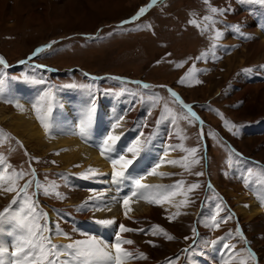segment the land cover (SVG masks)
I'll return each mask as SVG.
<instances>
[{"label": "rangeland", "instance_id": "1", "mask_svg": "<svg viewBox=\"0 0 264 264\" xmlns=\"http://www.w3.org/2000/svg\"><path fill=\"white\" fill-rule=\"evenodd\" d=\"M146 1L0 0V55L7 64L16 65L20 61H24L44 42L56 41L51 50L41 53L35 59L41 63L40 65L27 62L25 67H18L17 71H10L9 68L4 69L0 65V71H3L4 74L9 73L10 76L15 77V80L24 77L23 75L27 71L28 80L26 82L40 85L44 91L51 83L54 90L57 88L60 92L68 89L69 87L66 86L70 84H94L96 99L98 95L102 94L100 105H97V113L105 111L113 120L115 117H112L111 113L113 116L116 113L110 112V108L115 105L118 116L124 115V122L120 130L126 131L128 123L134 130L137 127L141 129L140 125L145 124L144 129L149 131L142 130L144 136L150 135V132L155 136L152 132L157 127V121H160L157 129L159 134H165L166 127L170 125L167 136L169 135L168 141L173 143L171 146L182 145L184 148L196 147L199 149L197 156L202 157L200 164L192 167L190 171L180 166H173L174 168L171 167V171L166 173L168 175L163 177L156 175L158 178H163L167 185H175L179 181H184L185 189L192 184L199 183V188L187 193L189 200L187 206L177 209L172 205L171 207L166 206V208L163 204H151L143 199H136L137 201L131 203L144 202V205L153 207L155 212L151 215L147 214L148 216L137 214L130 217L128 215L116 221L118 224H124L128 228L134 229L131 232L121 233V236H128L135 241L138 246L134 252L145 254L147 259H142L141 263L187 264L189 261L195 264L192 257L193 251L199 245L208 247V244L218 235L228 231L227 240H229L230 247L225 254L226 256L230 255V261H232H226L229 258L227 257L224 260L226 264L229 262V264H240L241 260L247 261V264H257L259 260L260 264H264L263 212L252 219H247L241 217L236 209L238 205H247L249 200L258 204V201L244 191V186L238 183L240 177L238 175L236 178L233 171L237 158L230 152L227 143L220 136L217 137L211 133L210 161L206 169L195 121L190 123L188 119H185L186 113L182 106L174 101L167 89L159 86L161 83L162 85L175 86L186 103L199 101L201 104L195 105L194 108L199 112L201 118L218 128L222 134L228 136L248 155L264 160V132L239 135L240 130L244 132L240 125L264 118V83H243L240 76L241 69L264 61V58H261L263 51L254 52L246 49L248 45L257 44L261 40L259 35L261 29H255L253 26L255 22L245 14L251 13L245 9L250 1L236 0L234 4L231 0H207V2L206 0H166L149 10V13L136 22L123 23L135 14L134 11L142 4L144 5ZM237 4H239L238 7ZM213 7L219 10V14L210 12V8ZM263 14L264 11L261 13L260 25H264ZM210 15L214 16V22L204 19ZM221 17L225 20H234L233 22L237 24H232L231 27L239 25L241 31L246 26V30L252 33L253 38L239 41L233 52L221 54V57L218 53L215 60L210 61L209 50L212 48L219 52L215 43L218 41L235 43L234 39L227 34L226 26L221 27L219 24ZM217 30L221 32L222 38L214 40V32ZM201 56L205 58L199 59ZM52 69L55 71H51ZM189 72H192L201 83H196L195 79H187L181 83L180 81ZM85 73L98 75L96 77L99 79L93 82L89 79L90 75L85 76ZM125 76L146 78L157 85H154L156 87L153 90L141 91L143 87L127 80ZM0 78L6 80V89L16 98L15 103L0 101V105L9 107V115H11L10 112L15 114L20 103L17 100L14 87L16 83L25 81V79L13 81L12 86L8 87L7 78ZM41 79L49 84L36 83ZM233 85H236L237 88H234ZM68 92H75L69 100H71L72 106L82 110L83 103L87 100V93L67 90L64 93L55 94V96L56 98L62 97ZM114 94H118L122 106L131 103L132 109L125 106L123 111H120L117 103H105ZM102 98L106 101H103ZM103 106L106 107L103 108ZM32 111L31 114L34 117L36 115L34 107ZM142 111L146 117L140 116ZM2 112H4L3 109ZM226 121L236 127L229 130ZM11 125L10 120L0 121V141H2L0 153L4 158L5 166L11 165V168L8 169L9 172L22 170L30 173L31 170H35L34 179L28 175L20 180L19 184L22 186L28 178L33 179L29 193H36L33 199L36 202L37 210L47 213V217L41 223H46L50 227L53 221H58V226L62 225L66 230L62 231L69 237H88L74 231L72 226L55 213V218L54 214L50 216L51 221L49 217V211L54 207L63 208L72 213L87 216V218L94 217L96 209H94L95 211L90 210L88 207L86 208V205L88 206V201L95 200L93 198L100 193L94 194V192L75 188L66 175V172L71 171L65 169H73L79 174H84L88 170L81 165L69 168L60 161L56 152L46 148L40 149L33 140L29 144L24 143L20 136L12 130ZM237 131L238 134H234ZM45 133L46 137L50 136L49 132L45 131ZM130 134L133 139L134 135L132 136V132ZM11 136H13L12 145L10 143L6 145L7 143H4L6 138L9 141ZM169 145L170 143L167 144V146ZM98 151L100 152L99 148ZM186 155L188 154L180 148H175V150L169 149L166 156L162 152L158 158H164L165 161L180 160ZM108 162L110 163V161ZM247 167L254 174H260L256 166L247 163ZM108 168L112 169L111 164H108ZM162 169L161 166L157 171L162 172ZM206 170L215 180V182L211 181L215 186L217 185L222 201L226 203L225 207L213 191L207 190ZM197 172H203L204 175L197 176ZM152 176L154 175H148L146 178ZM37 182L44 186L55 185L56 191L60 195H45L42 189L36 188ZM16 196V192L0 190V212L9 206L15 209L17 206L12 205V201ZM98 196L99 198L103 197V195ZM184 198L183 195L177 196L174 202ZM203 204L212 205L215 208L211 209L212 217L216 215L218 208L223 209L216 216L218 221L228 215L232 216V219L220 224L222 226L221 233L213 232L212 217H210L211 219L207 218L209 217L207 208L202 209ZM114 205L122 207V204L118 202ZM177 211L180 214L174 219H170ZM237 216L242 225L240 230H243L247 236L244 239L235 232L234 225ZM146 225L150 226L148 232L139 231ZM157 226L163 228L174 239L169 240L162 234L153 235L152 231L158 230ZM195 228L198 231V239L193 241L191 238L197 236L196 230L195 233L193 231ZM237 231H239L238 227ZM4 236L7 239L0 240V242L7 247L12 243V238H9L8 235ZM247 245L248 247L252 245L255 248L259 259H252L248 256ZM138 247H143V249ZM191 249L192 253L190 254ZM10 250L12 249L10 248ZM250 251L253 253L251 249ZM207 255L211 257L210 253ZM221 264L224 263L221 262Z\"/></svg>", "mask_w": 264, "mask_h": 264}, {"label": "snow or ice", "instance_id": "2", "mask_svg": "<svg viewBox=\"0 0 264 264\" xmlns=\"http://www.w3.org/2000/svg\"><path fill=\"white\" fill-rule=\"evenodd\" d=\"M158 2L159 0H151V3L147 7H142L139 9V12L132 18L131 21H124L123 23H131L135 20H138L140 17L144 16L150 8L157 5ZM262 2H264V0H262ZM210 12L212 14H219V10L214 7L210 8ZM204 19L206 21L214 22V16L212 15L206 16ZM193 23H195V21H193ZM232 28L236 33L242 35L239 25H233ZM221 38V32L219 30L215 31L213 39L219 40ZM54 43L56 42L53 41L52 43L45 45L43 48L38 49L33 53V56H38L40 53L52 48ZM204 58V56H201L199 59ZM31 59L32 57H29V60ZM19 63L25 64L27 61H20ZM0 65H2L4 69L9 67L6 60L2 56H0ZM51 71H55V69H52ZM84 75L88 76L87 73ZM3 76V71H0V77ZM90 78L93 82L99 79L98 77ZM24 79L27 81L28 77H25ZM187 79H195L196 83H201L199 79H196L192 72H189L187 76L180 82L184 83ZM36 83L44 84L46 82L41 79L36 81ZM132 83L141 84V82ZM66 87H79L87 93V100L82 107L81 118L76 125L77 134L81 138L87 140L92 134L96 120V89L94 84H84L79 86L70 84ZM142 87L147 89L150 86L147 84H142ZM5 91L6 80L0 78V97L5 95ZM168 91L170 92V95L174 101L178 102L183 109H186V114L184 117L185 119H188L190 123L200 119L197 113L193 111L191 105L184 103V101L175 91H172L171 89ZM55 100L56 96L53 91V87L49 86L33 106L36 117L46 132H51L54 126L52 112L55 106ZM123 122L124 115L115 117L110 123L108 131L101 139L98 147L100 149L101 156H104L111 163V183L117 185L118 190L124 186L130 187L129 194H126L119 200H116V202L122 204L125 216H128V213L131 210L130 201H132L133 198L143 199L148 203L157 205L169 203L173 204V206L177 209L187 206L189 203L187 193L199 188V183L192 184L186 189L183 187L185 183L184 181H179L172 186L148 185L142 183V181L148 175H159L161 177L168 175L166 173L157 171V169H159L161 165L165 163L163 158H161L144 175L133 176L132 172L135 170L134 165L138 163L141 155L151 151L154 136L149 135L145 137L143 131L141 130L136 138L130 142V144L124 148H118L117 145L122 140L123 134H116V130L122 127ZM159 122L160 121H157V123ZM200 122L203 123V121ZM225 123L226 126H229V130H232V128L236 127L235 125L229 124L227 121ZM145 126V124H141L140 128L142 129ZM234 134H238V131ZM201 135H203V130H201ZM0 143H2V141H0ZM175 148H180L188 155L182 157L180 160L167 161V163H170L174 166H180L188 171H190L195 165L200 164L202 157L197 156L199 151L198 148H184L182 145H177L175 147L171 145L168 146V149L175 150ZM168 149H166L164 152L165 156L168 153ZM234 155L239 156L240 154L234 153ZM4 164V158L0 156V166ZM9 168H11V165L0 167V190L5 192H16L17 196L15 199H13L12 205H16L17 207L13 209L11 206H9L8 208H5L3 212H0V236L8 235L12 238V243L7 247L4 246L2 242H0V264H129V261L133 259H147L144 253L132 252L123 247V245L134 244L133 240L122 238L120 235V233L134 231V229H130L124 224L118 225V233L115 236V242L112 244H108L103 240L97 239L95 236H89L87 239L83 240H75L64 245H58L54 243V235L64 236L66 239H71V237L59 229L58 226L53 235V232L48 227V225L46 223H41V221L47 217V213L37 210L36 202L33 199V196H35L36 193H29V190L33 184V179L35 178V170H31L30 173L24 172L22 170H12L9 172ZM246 173L247 175L242 177L246 186H249L250 188L264 189V179H260V177H264V170H261L259 176H254L251 169L246 170ZM28 175H31L33 179L27 180V182L21 186L19 181L23 180L24 177ZM99 175L104 174L100 173L99 170L95 168H89L86 173L82 174L83 178L86 179H91ZM196 175L202 176L204 173L197 172ZM258 180L259 182H257ZM36 188L42 189L45 195H60V193L56 191L55 185L44 186L37 182ZM209 188H211V185H209ZM181 195H183L185 198L178 202H174V198ZM93 199L99 198L94 197ZM113 199L115 200V198ZM261 204L264 205V197L261 198ZM105 207H107V205H105ZM222 210L223 209L218 208L216 215L212 217V227L216 229L219 228L221 223H226L228 220L232 219V216L228 215L218 221L216 216H218L219 212ZM179 214V211H177V213L170 217V219H174L175 216ZM95 222L101 226L116 225L115 219H99ZM157 229L158 230L152 231L153 235L162 234L169 240L174 239V237L168 234L163 228H159L157 226ZM193 231L195 233V229H193ZM223 247L228 249L230 246L225 243ZM10 248L12 249L11 251ZM248 256L252 259H255V255L250 250L248 251ZM240 264H247V261L241 260Z\"/></svg>", "mask_w": 264, "mask_h": 264}, {"label": "bare ground", "instance_id": "3", "mask_svg": "<svg viewBox=\"0 0 264 264\" xmlns=\"http://www.w3.org/2000/svg\"><path fill=\"white\" fill-rule=\"evenodd\" d=\"M262 18L264 19V14ZM259 21H260V18H259ZM261 26H262L261 32L259 33L261 40L257 44L254 43V44L248 45L246 49L252 50L254 52L263 51V54H261V58H264V25H261ZM14 90L16 92L15 94H16L17 100L20 103L18 106L17 112L15 114L10 112L11 115H9V109H8L9 107H4L0 105V121L10 120V123L12 124L11 125L12 130L15 131L20 136V138L24 141V143L29 144L33 140L39 146L40 149L46 148L47 150L56 152L58 157L60 158V161L64 163L66 166H69V168L72 166L76 167L77 165H81L85 167L87 170L89 168L98 169L100 173L104 174V175L97 176L100 179V182L102 184L101 191L103 192H101L100 194L105 195V193L108 192L112 186L117 187V185L112 184L109 180V178L111 177L112 169L108 168V164H111V163L106 161L105 157L101 156L100 152L98 151L99 147L92 148L89 145H86L85 143L81 141V137L77 134L76 125H77V121H79V119L81 118L82 110L76 109L74 106H72V102L71 100H69L72 97V95H74L75 92H68L62 97L59 96L58 98H56L55 106L52 112L54 126L52 128V132L50 136L46 137L44 127L40 124L36 115L32 117V114H31V112H33L32 108L36 104V102L39 100L40 96L43 94L44 88H42L40 85L34 84L33 82L22 81V82L16 83ZM85 102L86 101H84L83 104H85ZM105 107L103 106V108ZM2 109L4 110V112H2ZM111 122L112 120L110 118V115L107 112L102 111L100 113H97L95 124L93 127V128L96 127L97 129L95 130L93 129L92 131H102L105 135L106 132L108 131V128ZM116 134H123L122 139H124L125 137H128L129 141L127 142V145L131 142V140H133L130 137L131 136L130 133L125 134V132L123 130H120V128L116 130ZM103 136L97 137V136L92 135L90 136V138L91 139L98 138L99 141H101ZM174 156L176 155L174 154ZM161 166L163 168L162 172H165V173H168V171H171L170 170L171 167L174 168L173 167L174 165L167 163V161H165V163ZM142 183L150 184V185L172 186V185H167L164 182L163 178H158L156 175L145 178V180H143ZM123 188L124 187H122L121 189ZM174 199H176V197ZM144 204H145L144 202L130 203L131 210L129 211L128 215H130V217L137 215V214L138 215L140 214L141 215H147V214L151 215V213L155 212L153 207L147 206ZM105 205H107V207H105ZM163 205H165V207L166 206L171 207L173 204L163 203ZM236 209L238 211V214L241 217L243 218L245 217L247 219H252L256 215H259L262 212L261 206H259L253 200H249V203L247 205H238ZM50 216H53V213H51ZM94 217L96 218V220L123 219V217H125L124 208L118 207L117 205H114V203H106L103 206L96 207V211L94 212ZM52 223H54V226H50V227L54 235L56 231L55 221H53ZM122 238L130 239L128 236L122 237ZM6 239H7L6 236L4 235L0 236L1 241L6 240ZM97 239H100V238H97ZM100 240H103L104 242L111 244L106 239H100ZM73 241L75 240L73 239L67 240L64 236H55V235L53 239V242L57 243L58 245L59 243H62V242L65 244H68ZM137 246L138 245L135 243V241H134V244L132 245H123V247L127 248L129 251H132V252L135 251V248ZM138 248L143 249V247L142 248L138 247ZM141 260L142 259H133L129 261V264H143V262L141 263ZM226 261H230V257L227 258Z\"/></svg>", "mask_w": 264, "mask_h": 264}, {"label": "crops", "instance_id": "4", "mask_svg": "<svg viewBox=\"0 0 264 264\" xmlns=\"http://www.w3.org/2000/svg\"><path fill=\"white\" fill-rule=\"evenodd\" d=\"M260 83H264V82H260ZM234 145V144H233ZM241 153H243L244 155H248L247 153H245L242 149H240L237 145H234ZM249 156H252V155H249ZM253 157H255V156H253ZM255 159L256 160H258V161H260V162H262L263 164H264V160H262V159H259V158H257V157H255ZM261 191H264V189H261Z\"/></svg>", "mask_w": 264, "mask_h": 264}]
</instances>
